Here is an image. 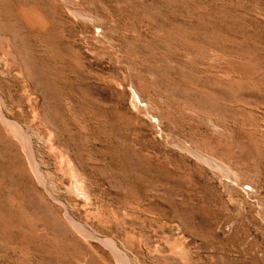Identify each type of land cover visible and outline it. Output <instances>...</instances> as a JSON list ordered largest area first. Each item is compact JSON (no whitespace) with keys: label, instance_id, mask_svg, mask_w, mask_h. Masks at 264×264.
Wrapping results in <instances>:
<instances>
[{"label":"rangeland","instance_id":"1","mask_svg":"<svg viewBox=\"0 0 264 264\" xmlns=\"http://www.w3.org/2000/svg\"><path fill=\"white\" fill-rule=\"evenodd\" d=\"M0 264H264V0H0Z\"/></svg>","mask_w":264,"mask_h":264},{"label":"bare ground","instance_id":"2","mask_svg":"<svg viewBox=\"0 0 264 264\" xmlns=\"http://www.w3.org/2000/svg\"><path fill=\"white\" fill-rule=\"evenodd\" d=\"M18 135H19V134H18ZM204 154H205V153H204ZM204 154H203V155H204ZM203 155H201V156H203ZM205 156H206V157H208L207 155H205ZM208 158H209V157H208ZM204 159H205V158H204ZM209 161H211V159H210V158H209ZM213 161H214V160H213ZM211 162H212V161H211Z\"/></svg>","mask_w":264,"mask_h":264}]
</instances>
